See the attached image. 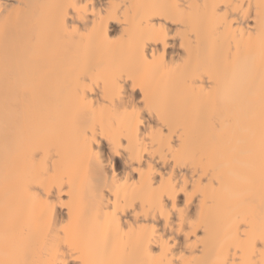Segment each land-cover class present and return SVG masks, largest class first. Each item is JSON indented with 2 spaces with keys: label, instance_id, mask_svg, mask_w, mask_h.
<instances>
[{
  "label": "bare ground",
  "instance_id": "obj_1",
  "mask_svg": "<svg viewBox=\"0 0 264 264\" xmlns=\"http://www.w3.org/2000/svg\"><path fill=\"white\" fill-rule=\"evenodd\" d=\"M0 264H264V0H0Z\"/></svg>",
  "mask_w": 264,
  "mask_h": 264
}]
</instances>
